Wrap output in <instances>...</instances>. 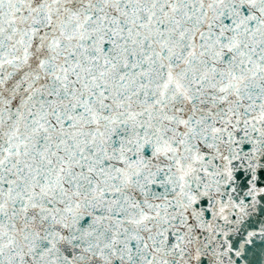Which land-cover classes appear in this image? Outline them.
I'll return each mask as SVG.
<instances>
[{"label": "snow or ice", "instance_id": "obj_1", "mask_svg": "<svg viewBox=\"0 0 264 264\" xmlns=\"http://www.w3.org/2000/svg\"><path fill=\"white\" fill-rule=\"evenodd\" d=\"M0 264H264V0H0Z\"/></svg>", "mask_w": 264, "mask_h": 264}]
</instances>
